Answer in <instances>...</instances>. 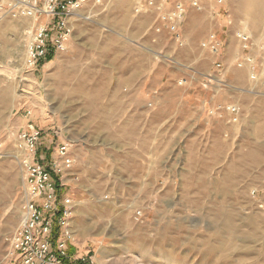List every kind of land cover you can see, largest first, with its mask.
I'll return each instance as SVG.
<instances>
[{
	"label": "rangeland",
	"instance_id": "1",
	"mask_svg": "<svg viewBox=\"0 0 264 264\" xmlns=\"http://www.w3.org/2000/svg\"><path fill=\"white\" fill-rule=\"evenodd\" d=\"M134 1L86 0L77 14L91 20L72 19L67 51L35 71L25 66L32 23L0 20V264L21 220L16 144L28 122L42 132L41 163L57 142L74 158L62 194L75 206V259L264 264V84L237 67L242 33L262 62L264 0H202L201 11L187 10L183 46L150 32L153 19L135 15ZM211 32L227 43L219 57L201 46ZM138 55L139 89L129 83ZM134 103L144 109L136 120ZM227 106L238 108L237 124L220 119Z\"/></svg>",
	"mask_w": 264,
	"mask_h": 264
},
{
	"label": "built area",
	"instance_id": "2",
	"mask_svg": "<svg viewBox=\"0 0 264 264\" xmlns=\"http://www.w3.org/2000/svg\"><path fill=\"white\" fill-rule=\"evenodd\" d=\"M202 0H135V15H149L153 19L150 32L155 36L166 35L176 46H183L181 28L187 10L201 11ZM218 6L223 0H215ZM86 0H0V20L9 16L13 19L28 20L32 23L30 53L25 66L35 71L39 64L49 56L54 58L68 49L72 34L71 20H91L77 12ZM102 0H93V6H101ZM242 45V56L237 60L238 68H248L250 80L264 84V42L261 46L262 62L255 65L250 55V39L242 33L237 36ZM202 48L219 57L221 45L215 32H211ZM217 61V58H216ZM213 66L221 68V63ZM180 82L179 85H182ZM184 84V83H183ZM220 119L224 116L229 124H237L239 111L236 106L222 108ZM30 115V112H27ZM42 132L35 124L28 122L18 134L16 149L23 159L24 170L23 202L21 220L9 238V264H65V261H79L93 264L90 258L75 259L69 255L71 240L69 222L73 216L74 203L63 197L66 187L64 179L73 176L74 158L67 142H57L50 152L48 164L38 160L37 144ZM264 195V180L261 186ZM258 190L251 191L252 198L258 197ZM58 237L54 241V230Z\"/></svg>",
	"mask_w": 264,
	"mask_h": 264
},
{
	"label": "crops",
	"instance_id": "3",
	"mask_svg": "<svg viewBox=\"0 0 264 264\" xmlns=\"http://www.w3.org/2000/svg\"><path fill=\"white\" fill-rule=\"evenodd\" d=\"M132 10H133V8H132ZM166 38L169 39L168 37H166ZM217 38H218V41H219L221 47L222 46H227V43L225 44L223 42L224 38H223V36L221 34H217ZM172 43L174 44V46H176V44L174 42H172ZM138 46H140V45H138ZM137 57H138V59H137L138 63L133 69L131 78L129 79V83L131 85H133L134 88L137 87L139 89V88H144L145 87V84H146L145 78H146L147 71L145 70L146 69V56L145 55H143V56L142 55H138ZM138 107L139 106L137 105V103H134L133 107L131 108V112L130 113H131V115H133L134 120H136V118H138V117H141V114H143V113H141V110L143 108L141 109V108H138ZM178 114L179 115L182 114L181 110H180V112H178ZM142 117H144V116H142Z\"/></svg>",
	"mask_w": 264,
	"mask_h": 264
},
{
	"label": "trees",
	"instance_id": "4",
	"mask_svg": "<svg viewBox=\"0 0 264 264\" xmlns=\"http://www.w3.org/2000/svg\"><path fill=\"white\" fill-rule=\"evenodd\" d=\"M52 60H53L52 56H49L48 61H52ZM58 233H59L58 229L55 228V230H54V238H53L54 241L57 239ZM73 251H74V249L70 246L69 250H68V253H69L70 256L73 255ZM65 264H81V263L79 261L70 262V261L66 260Z\"/></svg>",
	"mask_w": 264,
	"mask_h": 264
},
{
	"label": "bare ground",
	"instance_id": "5",
	"mask_svg": "<svg viewBox=\"0 0 264 264\" xmlns=\"http://www.w3.org/2000/svg\"><path fill=\"white\" fill-rule=\"evenodd\" d=\"M30 45H31V36H30L29 41H28V47H29L28 54L30 53Z\"/></svg>",
	"mask_w": 264,
	"mask_h": 264
}]
</instances>
